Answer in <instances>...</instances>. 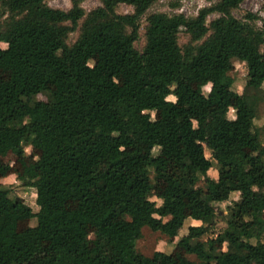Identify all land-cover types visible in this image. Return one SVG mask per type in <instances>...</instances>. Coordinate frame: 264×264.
Listing matches in <instances>:
<instances>
[{
	"label": "trees",
	"instance_id": "16d2710c",
	"mask_svg": "<svg viewBox=\"0 0 264 264\" xmlns=\"http://www.w3.org/2000/svg\"><path fill=\"white\" fill-rule=\"evenodd\" d=\"M69 1L62 10L0 0V157L39 151L34 176L23 178L36 212L0 182V264H173L136 243L143 227L176 236L187 218L199 224L177 244L195 259L179 264H264V155L252 116L264 103V18L235 17L244 0H217L190 17L150 13L139 51L141 17L160 0H99L87 12ZM120 4L133 11L118 13ZM235 62L256 93L232 89ZM48 86L47 100L33 99ZM11 170L0 161V176Z\"/></svg>",
	"mask_w": 264,
	"mask_h": 264
},
{
	"label": "rangeland",
	"instance_id": "374dc122",
	"mask_svg": "<svg viewBox=\"0 0 264 264\" xmlns=\"http://www.w3.org/2000/svg\"><path fill=\"white\" fill-rule=\"evenodd\" d=\"M217 0H160L154 3L146 13L141 17L140 20V28H139V38L135 42L134 46L137 50L141 51L144 43V33H145V19L150 13L154 12H164L167 14L173 13H182L187 17L196 15L199 8L204 6H209L215 3ZM45 2L55 8H59L62 10H68L71 6L69 0H45ZM176 4V5H175ZM100 5L99 0H82L81 6L87 12L94 7ZM116 11L118 13H130L133 11L131 6L120 4L116 7ZM250 11L258 14L261 18H264V0H244L238 9L233 10V15L237 18H241V16L246 12ZM217 17V14H211L208 16L207 22L211 19ZM260 25V22H257ZM78 36V31L73 32L69 35L68 43L72 44ZM188 41V36L182 31L179 33V43L182 45ZM1 47H5L4 43H0ZM96 60V56L91 57V62ZM230 75L234 78V83L232 85V89L236 94L241 95L256 93L257 90L252 88H244L245 78H246V67L242 62H235L234 67L232 68ZM7 74L0 71V77H6ZM122 83V80H120ZM194 87H199L204 93H207L210 88V84L203 83L201 81H194ZM264 88V84H263ZM54 87L48 86V88L39 94L33 96L34 100H47L48 95L53 92ZM169 100H175L174 97L170 96ZM233 105L228 111V116L233 118L236 105L238 104V99L234 98ZM253 122L256 128L260 130V140L262 142V153L264 155V103L259 104L258 107L252 110ZM151 117L154 119L156 114L151 112ZM39 151L37 148L26 145L24 147V156L21 159H18L15 155L8 153L6 156H1L0 161L3 163H8L12 167L11 172L5 177L0 176V182L3 184H8L12 186V197H17L22 200L24 203L29 205L34 212L38 210V206L35 203L36 193L33 187H28L23 185V178L29 177L32 178L34 176V170L31 168L32 162H34L38 157ZM206 156L209 158V151L205 150ZM217 172L215 169H211L208 172L210 177H215ZM237 195L233 194L231 198H236ZM153 202L160 204V199L157 196L151 198ZM231 200V199H230ZM230 204V201L222 202L217 205L218 208V216L215 219L216 229L215 232L220 231L223 227H225V221L223 216L227 213L226 207ZM75 205L74 202H67L66 206L73 207ZM35 223V219L24 221L20 224L21 227L26 225H33ZM199 224L198 222H193L190 218H187L184 222L183 227L180 229V232L176 236H166L161 234L160 232H155L150 230L147 227L142 228V235L137 240L136 249L142 253L143 255L150 256L154 251H163L168 253L172 257L173 264H179L184 258H189L194 260V255L185 254L182 248H180L177 244L179 237L186 232V229L189 225ZM94 226L88 227L86 230V234L89 238H92V231ZM215 234V233H214ZM212 236V234H211ZM225 250V245L222 248Z\"/></svg>",
	"mask_w": 264,
	"mask_h": 264
},
{
	"label": "crops",
	"instance_id": "0c3cea01",
	"mask_svg": "<svg viewBox=\"0 0 264 264\" xmlns=\"http://www.w3.org/2000/svg\"><path fill=\"white\" fill-rule=\"evenodd\" d=\"M193 221V220H192ZM193 222H195V221H193Z\"/></svg>",
	"mask_w": 264,
	"mask_h": 264
}]
</instances>
